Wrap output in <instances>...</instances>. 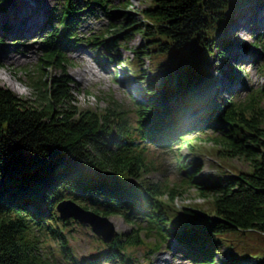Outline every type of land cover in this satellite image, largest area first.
<instances>
[{
	"label": "trees",
	"instance_id": "1",
	"mask_svg": "<svg viewBox=\"0 0 264 264\" xmlns=\"http://www.w3.org/2000/svg\"><path fill=\"white\" fill-rule=\"evenodd\" d=\"M107 1L86 0L85 7L104 8ZM148 1L140 10H125V4L109 9L117 22L85 39L114 58L132 31L141 33L143 42L132 50L134 59L126 70L127 78L148 95L134 101L135 119L113 99L103 110L74 104L62 50L83 40L74 22L84 8L71 0H64L60 14L48 16L49 24L56 19L58 24L47 31L37 63L58 66L61 74L53 75L50 84L37 80L34 98L0 85V264H152V252L140 262L130 251L145 244L157 251L170 236L197 264L213 263L212 249L222 244L231 257L225 264H242L250 257L257 258L252 264H264V249L253 252L231 238L247 231L264 235V110L256 100L264 87L242 102H220L200 92L215 82L209 56L221 31L235 8L248 0ZM221 42L217 56L224 59V49L232 43ZM183 47L190 48L191 58L182 69L175 71L165 60L154 65L158 74L148 77L140 68L148 55L166 56ZM197 100H204L203 106L194 107ZM169 101L173 105L165 103ZM188 116L191 124L186 125ZM209 131L205 138L213 140L218 156L242 158L250 169L196 178L201 167L190 169L192 164L175 148L192 149L188 133ZM168 153L177 173L183 172L181 182L146 178ZM184 184L210 195L213 203L210 214L183 208L180 227L169 206ZM63 196L104 216L122 214L132 228L110 243L99 241L96 255L80 256L69 232L76 220L62 219L56 210Z\"/></svg>",
	"mask_w": 264,
	"mask_h": 264
},
{
	"label": "rangeland",
	"instance_id": "2",
	"mask_svg": "<svg viewBox=\"0 0 264 264\" xmlns=\"http://www.w3.org/2000/svg\"><path fill=\"white\" fill-rule=\"evenodd\" d=\"M15 1L0 0V56L7 52L11 57L9 62L0 59V74H2V78L9 79L16 84L20 88V92L13 89L5 79L0 78V85L11 89L24 98H34L33 85L37 80L41 79L50 84L53 75L61 74V68L58 66L47 67L42 64L37 66V63L43 54V41L47 31L51 29L52 25L58 24L57 19L52 21V25L49 24L47 18L50 14L61 13L64 0H46L45 5L38 4L35 7L41 13L42 23L37 33L31 36L21 34L15 29L14 21H12L13 13L11 12H15L19 8ZM71 1L76 7L83 6L84 8L81 13L75 16L76 21L74 22L77 27L75 32L78 37L83 36V40L81 39L78 44H70L62 50V55L67 59L65 62L66 72L71 79L74 104L80 109L103 110L109 100L113 99L121 103L131 120L135 119L134 101L147 100L148 95L140 91L136 81L127 78L126 70L127 65L134 59L132 50L143 42L141 33L132 31V35L116 48L117 51L114 53L117 56L114 58L108 57L107 52L101 49L102 46L93 48L89 42H85V39L93 33L98 34L101 30L105 32L107 28H110V22H117L116 19L109 17V9H121L118 6L125 4L123 7L125 10H140L146 7L149 1L108 0L104 8L95 4L92 6V10H87L85 7L86 0ZM261 2L262 4L248 0L246 4L236 7L231 14L230 20L226 23L216 42L214 54L209 56L208 66L215 77V82L200 91L204 97L216 98L220 102L224 100L242 102L250 96H247L248 94H252L253 91H260L264 87V0ZM245 16V29L237 33L231 31L234 23L244 19ZM222 39L232 43L231 47L223 48L225 50L224 59L217 56L222 46ZM256 42L260 45L255 46ZM189 49L183 47L173 50L166 56L165 54H155L153 58L148 55L140 62V64L142 63L140 68L146 70L148 77L156 76L158 71L153 69L154 65L165 60L175 71L182 69L188 59L191 58ZM256 100L258 102L257 107L264 110V94ZM203 101L197 100L194 107L203 106ZM165 103L173 105V101ZM191 119L192 116L186 117L185 124H191ZM197 136L204 140H197L195 138ZM207 136H211L210 131L188 133L187 137L191 140L192 149L189 145L182 146L181 144L175 148L176 152L185 155L187 161L192 164L190 169L194 168L195 165L201 167L195 175L196 178L212 177L226 171L250 169L248 162L242 158L218 156V147L213 143V140H206L205 137ZM162 157L159 169L147 173L146 178L154 181H165L168 184L180 183L183 172L177 173L173 156L168 153ZM179 190L174 202L170 203L171 206H169L174 211L172 216L176 215L174 218L176 219L174 222L176 226L178 224L181 227L182 220L178 215H181L185 207L210 214L213 203L210 195L203 196L194 186L188 184L181 185ZM161 199L165 202L167 196L165 195ZM77 203L81 204L80 202ZM106 217L118 233L128 232L132 228L131 224L121 214L110 213ZM69 228L73 238L71 241L78 255L87 256V254L96 255L98 253L99 241L102 239L92 230L91 224L81 223L77 220V222L71 223ZM231 238L234 241L239 240L241 246H245L250 251L257 252L264 249V235L259 232H242V234H233ZM130 252L136 254L140 262L144 255L152 252L149 256L152 264H197L196 261L194 262L183 253L174 236H170L168 241L163 243L157 251L149 250L145 244ZM211 253L214 254L213 259L211 258L213 262L211 264H225L224 262L231 260L227 244H222L219 250L212 249ZM256 260V257L245 258L242 264H252Z\"/></svg>",
	"mask_w": 264,
	"mask_h": 264
},
{
	"label": "bare ground",
	"instance_id": "3",
	"mask_svg": "<svg viewBox=\"0 0 264 264\" xmlns=\"http://www.w3.org/2000/svg\"><path fill=\"white\" fill-rule=\"evenodd\" d=\"M15 3L17 4V6H19V8L15 10V12L11 11L13 13L12 21H14L16 27L15 29H17V31H19L21 34L23 33L27 36L36 34L40 28V24L42 23V16L41 13H39L35 9V7L38 4L45 5L44 3H46V0H16ZM245 18L246 16L244 17V19H241L237 23H234V25L231 27L232 29L230 30L234 31V33L243 31V29H245L244 25L246 24ZM0 59L9 62L11 57L7 52H5L3 55L0 56ZM1 75L2 74H0V78H2ZM5 81L9 83L11 87H13V89L20 92V88L16 84L11 82L9 79H5Z\"/></svg>",
	"mask_w": 264,
	"mask_h": 264
},
{
	"label": "water",
	"instance_id": "4",
	"mask_svg": "<svg viewBox=\"0 0 264 264\" xmlns=\"http://www.w3.org/2000/svg\"><path fill=\"white\" fill-rule=\"evenodd\" d=\"M57 210L63 219L73 217L82 223H89L92 230L105 242H110L116 235V230L108 218L92 210H88L68 199L58 203Z\"/></svg>",
	"mask_w": 264,
	"mask_h": 264
}]
</instances>
